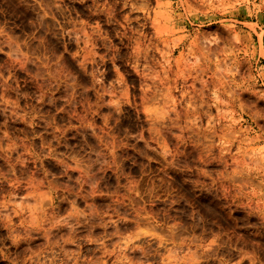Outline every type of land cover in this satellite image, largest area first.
Wrapping results in <instances>:
<instances>
[{"label": "clouds", "instance_id": "obj_1", "mask_svg": "<svg viewBox=\"0 0 264 264\" xmlns=\"http://www.w3.org/2000/svg\"><path fill=\"white\" fill-rule=\"evenodd\" d=\"M249 17L264 21V0H0V220L9 228L0 260L104 264L96 253L118 237L125 264H264L252 239L264 237V127L243 120L240 101L264 68L235 79L250 56ZM200 18L225 32L184 26ZM10 121L26 126L22 135H9ZM22 184L29 196L17 195ZM40 185L59 187L73 208L98 186L112 203L49 224ZM129 220L139 230L126 235ZM96 227L105 235L94 238Z\"/></svg>", "mask_w": 264, "mask_h": 264}, {"label": "rangeland", "instance_id": "obj_2", "mask_svg": "<svg viewBox=\"0 0 264 264\" xmlns=\"http://www.w3.org/2000/svg\"><path fill=\"white\" fill-rule=\"evenodd\" d=\"M155 3V0H153ZM127 11V10H125ZM136 15V14H134ZM142 15V14H141ZM153 16H155V13H153ZM216 19H221V17H217ZM237 19H244L243 16H238ZM201 20L203 18H200V20H196L194 23H188L185 22V27L188 29L189 32H192L199 28L200 32H214L215 30H220V32H225V29L222 25L219 23H213L211 25H203L201 26ZM249 21L253 25V27H247L245 31H247L250 34V40H251V48H250V56H244L242 60H240V73L235 77L237 81L241 79V77H246L249 74V70L251 71V75L257 76L258 73L256 69L264 68V31H262V28H264V21L260 23L259 26H256V20L254 18L249 17ZM163 23V22H161ZM147 32H154L155 29L148 28L146 29ZM161 47L164 45L161 44ZM185 54V49L183 48V44L176 45L172 52L171 56L175 57L177 62L179 63L182 56ZM159 55V53L157 54ZM227 55V54H225ZM243 55V53L241 54ZM219 59V57H217ZM5 59L3 56H0V61ZM171 79V77H170ZM177 88H179L183 81L177 79L175 81ZM189 84L192 83L191 79L188 81ZM195 88H200L201 85L199 82H197L194 85ZM260 93H264V80L257 79L254 82V86L249 87L248 90L240 92V101L242 104L248 106L245 109V115L243 116V120L247 121L250 124H253L254 127L257 129L264 127V98L260 97ZM173 97L179 96V92H173ZM23 106V105H22ZM250 109V111H249ZM215 114L216 110H212ZM255 114L256 120H252V114ZM3 122V118L0 117V123ZM25 125L20 122H13L10 121L8 125V131L9 135H12L13 133L21 134L22 131L25 129ZM179 131V130H177ZM147 135V134H146ZM36 143H39L37 141ZM7 146V145H6ZM235 150V146H234ZM2 155V154H0ZM145 163H149L150 167H155L154 164L148 161H144ZM48 162L43 161L41 163H29L27 165L28 168H39V167H48ZM0 167H3L5 171L8 170V164L6 160L0 159ZM17 169H22V166L17 164ZM74 176H78L79 173H72ZM107 175L111 177H115L116 173L112 171V169H108ZM134 175V173H133ZM17 179L22 180L24 178L23 171L17 172ZM41 177L39 174L36 175V177L33 180V183L35 180H39ZM11 183L5 184V189H10ZM7 195V191L0 193V200L4 198V196ZM17 195L18 196H29V185L22 184L19 189H17ZM35 195L40 199L41 203L43 205L51 204V208H47L46 211L49 214V220L48 223L51 224L55 219H58L60 216H68L74 212L79 211H85L88 212L91 210V208H94L97 213L101 212L102 210L106 209L110 203H112V197L111 195L106 191L105 188L102 186H98L95 190L89 189L88 195L86 197H82L79 200H77L76 208H73L70 200H64L63 197L67 195V193H64L61 191L59 187L56 188V191L54 194H49L48 189L45 188L43 185H40L38 188L35 189ZM47 196L48 199H44V197ZM33 204L36 203V200L33 199L31 201ZM91 206V208L89 207ZM54 209L58 211H54ZM155 209L153 208V211ZM40 219L39 213L34 215L33 220L34 222H38ZM20 216H13L11 223L12 225L22 223ZM128 227V232L126 235H131L132 231H138L136 224H134L131 220L125 222ZM140 227H143L141 225ZM53 232L56 231V229H52ZM108 232H111L112 229H108ZM9 234V228L6 221L0 220V237H6ZM105 235V230L101 227H96L93 230V237L98 238ZM255 241V244L259 245L261 248H264V237H254L252 238ZM46 242V241H41ZM120 243V239L118 237H114L112 240H106L104 242V248L101 251H98L96 253L97 257H103L104 264H125V262L121 259L120 256L116 254L114 249L116 248V245ZM6 247H8V252H14L16 251V246H11L10 241H5ZM20 247H23V244L20 245ZM98 247L96 244L82 246L80 251L81 254H87L89 248L95 249ZM66 248H68L70 251H76V245L75 244H68L66 245ZM7 254V253H5ZM124 255H127V252L124 253ZM0 264H8L7 261L0 260ZM244 264H250L249 261H245Z\"/></svg>", "mask_w": 264, "mask_h": 264}]
</instances>
